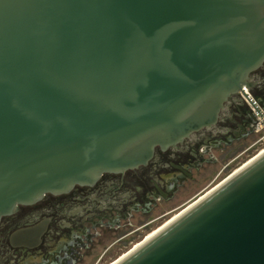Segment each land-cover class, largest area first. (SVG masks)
Listing matches in <instances>:
<instances>
[{
  "label": "water",
  "instance_id": "1",
  "mask_svg": "<svg viewBox=\"0 0 264 264\" xmlns=\"http://www.w3.org/2000/svg\"><path fill=\"white\" fill-rule=\"evenodd\" d=\"M264 61V0H0V219L214 124ZM113 264H264V151Z\"/></svg>",
  "mask_w": 264,
  "mask_h": 264
},
{
  "label": "flooded vegetation",
  "instance_id": "2",
  "mask_svg": "<svg viewBox=\"0 0 264 264\" xmlns=\"http://www.w3.org/2000/svg\"><path fill=\"white\" fill-rule=\"evenodd\" d=\"M263 147L264 61L211 126L175 146H157L145 164L103 172L93 183L47 193L2 216L0 264H104L161 227L215 175Z\"/></svg>",
  "mask_w": 264,
  "mask_h": 264
},
{
  "label": "rangeland",
  "instance_id": "3",
  "mask_svg": "<svg viewBox=\"0 0 264 264\" xmlns=\"http://www.w3.org/2000/svg\"><path fill=\"white\" fill-rule=\"evenodd\" d=\"M258 152V149L254 150L253 152H251L248 156H245L243 159H240V161L237 162L236 165H233V167L230 170L224 171L222 173H220L219 175H215L214 179L212 178L207 185H205L204 187H202V189L197 192L195 195H193L190 199L187 200V202L191 203L193 200H195L201 193H204L206 190L210 189L211 187H213L214 185H216L217 183H219L223 178L227 177L229 174H231L237 167H239L242 163L246 162L249 158H251L255 153ZM202 191V192H201ZM198 194V195H197ZM197 195V196H196ZM196 196V197H195ZM191 200V201H190ZM189 203H183V205H181L180 207H178L176 210H174V212L172 213V216L174 215V213H176L177 210H179L180 208L182 209V207L186 206ZM180 209V210H181ZM178 212V211H177ZM171 218V217H170ZM142 237L137 238L134 242H138L139 240H141ZM131 246V245H130ZM129 247V246H128ZM124 248L123 250H121L118 254L113 255L111 257H109L107 259L106 262H104V264H109V262L113 259H116L119 255H121L122 253H124L125 251H127V248Z\"/></svg>",
  "mask_w": 264,
  "mask_h": 264
},
{
  "label": "bare ground",
  "instance_id": "4",
  "mask_svg": "<svg viewBox=\"0 0 264 264\" xmlns=\"http://www.w3.org/2000/svg\"><path fill=\"white\" fill-rule=\"evenodd\" d=\"M262 151H264V147L254 156H252L251 158H249L246 162L242 163L239 167H237L232 173H234L235 171H237L240 167H242L243 165H245L247 162H249L250 160H252L254 157H256L259 153H261ZM231 173V174H232ZM231 174H229L227 177L223 178L219 183H217L216 185H214L213 187H211L210 189L206 190L204 193H201L195 200H193L191 203L187 204L185 207H183L181 210H179L178 212L174 213V215L169 218L165 223H168L169 221H171L174 217H176L177 215H179L182 211H184V209L188 208L189 206L193 205L195 203V201H197L199 198H201L203 195H205L206 193H208L211 189H213L214 187H216L218 184H220L222 181H224L225 179H227ZM164 223V224H165ZM162 227V226H161ZM160 228V227H159ZM158 228V229H159ZM158 229L152 231L151 233L147 234L146 237L142 240L139 241L138 243L135 244V246L132 248L134 249L137 245H140V243H142L146 238L150 237L154 232H156ZM131 249V250H132ZM129 251H125L122 255H120L115 261H113V263H115L119 258L123 257L124 255H126ZM111 263V262H110ZM109 263V264H110ZM111 263V264H113Z\"/></svg>",
  "mask_w": 264,
  "mask_h": 264
}]
</instances>
